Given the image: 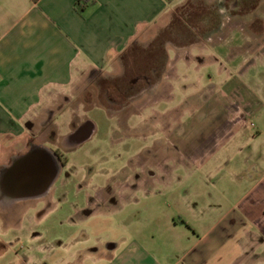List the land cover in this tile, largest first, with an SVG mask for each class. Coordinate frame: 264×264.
I'll use <instances>...</instances> for the list:
<instances>
[{
	"label": "crops",
	"instance_id": "0c3cea01",
	"mask_svg": "<svg viewBox=\"0 0 264 264\" xmlns=\"http://www.w3.org/2000/svg\"><path fill=\"white\" fill-rule=\"evenodd\" d=\"M163 30L160 73L138 75L150 93L195 76L209 127L177 138L194 165L155 163L115 200L65 152L104 121L94 86ZM0 264H264V0H0Z\"/></svg>",
	"mask_w": 264,
	"mask_h": 264
},
{
	"label": "rangeland",
	"instance_id": "374dc122",
	"mask_svg": "<svg viewBox=\"0 0 264 264\" xmlns=\"http://www.w3.org/2000/svg\"><path fill=\"white\" fill-rule=\"evenodd\" d=\"M162 32L153 45H136L127 50L123 60L126 65L124 76L109 77L108 82L102 85V93L97 85L91 89L93 107H100L94 109L92 116L95 119L102 117L104 121L98 122L97 134L79 150L75 160L65 152L69 161H76L68 164V168L77 171L72 173L74 181L107 182V192L109 196L115 193V200L118 199L116 187L119 184L134 180L149 182L151 166L155 163L168 166L194 165L182 157L188 142L182 143L177 138L183 136L193 139L203 127H209L208 124L203 126L201 122L198 123V107L205 94L198 91V79L195 76L188 81L180 74L178 77L171 76L166 80L168 86L162 84L157 93H150V85L155 82V77L138 75L149 74L153 67H157L160 73L165 52L160 48V43L165 37H171V32ZM168 158L174 162H166ZM189 171V175L194 172L193 169ZM179 175L184 176L186 173L180 172ZM85 191L84 188L73 186L64 190L62 197L81 196ZM122 196L138 200L144 207L149 199V189H136L131 193L128 189L123 190ZM127 208L123 219L128 221L133 211Z\"/></svg>",
	"mask_w": 264,
	"mask_h": 264
}]
</instances>
